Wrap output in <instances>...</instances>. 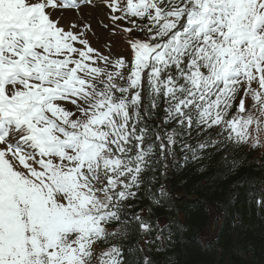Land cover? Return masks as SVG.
Returning <instances> with one entry per match:
<instances>
[{
    "label": "snow or ice",
    "instance_id": "1",
    "mask_svg": "<svg viewBox=\"0 0 264 264\" xmlns=\"http://www.w3.org/2000/svg\"><path fill=\"white\" fill-rule=\"evenodd\" d=\"M84 6L0 0V264H157L173 229L135 204L157 165L178 143L264 148V0H108L115 59L65 17Z\"/></svg>",
    "mask_w": 264,
    "mask_h": 264
},
{
    "label": "trees",
    "instance_id": "2",
    "mask_svg": "<svg viewBox=\"0 0 264 264\" xmlns=\"http://www.w3.org/2000/svg\"><path fill=\"white\" fill-rule=\"evenodd\" d=\"M252 154L257 156L256 152L252 151ZM228 159H235L238 161L230 179L226 182L222 181V179L228 175L223 174L227 168L221 169L220 171L216 169L214 175L216 177H211L209 178V181H205L202 184L200 182L202 176H197L193 181L195 185L194 190L203 194L207 198L211 196L209 198L211 202L219 200L217 205L219 209H217L222 217L227 215L226 220H229L233 225L231 227L235 226L233 221L234 214L239 213L242 216L244 214L249 217L248 229H252L254 233L249 232L248 234H244L240 240H233V236L228 237V239L225 240V236L223 237V234L221 235L219 244H223L225 254L220 264H264V207H256V200L260 197L261 193H264L261 188L264 184V166H256L254 161H249V156L242 151L231 153V155L228 156ZM215 162L217 161L215 160ZM217 163L224 165L223 161H218ZM179 164L180 163H177L174 166L173 174L176 178L173 182L171 181L173 188H178L184 177H188L190 174H196L198 170L197 167H189L181 170ZM212 167L213 166H211V168ZM156 168H158L156 174V177H158L157 183L152 182L151 184H148L147 189L152 187L153 193L158 194V182H164L168 176L163 177L161 173V162ZM234 183L243 184L245 192L248 190L255 192L254 196L251 199H249L250 197L243 199V197H245V192L240 190L238 191L239 198L237 197L238 194L235 189H232V192L229 193V190L227 189ZM198 190H201V192ZM226 191L230 196L224 195L223 198H221L222 194H226ZM146 192L147 190H145V193ZM172 202V199H170V204L155 207V211L152 214L154 216L152 218L153 220L154 218L160 220L166 218L174 227H172V229L176 232V238L170 245V254H163L152 247L150 255L155 261H157V264H199L201 262H208L209 257L206 258V256H203L200 252V255H197V235L192 237L193 231L203 225L207 218L206 206L199 202H196L191 206L180 204L175 201ZM188 209H200V211L193 214ZM181 211H185V213L190 214V216L194 215L195 217L185 223H181L179 216ZM177 229H179V231H177ZM134 240L135 243H128L135 256L137 255L134 251L135 244H140L142 238L136 236Z\"/></svg>",
    "mask_w": 264,
    "mask_h": 264
},
{
    "label": "rangeland",
    "instance_id": "3",
    "mask_svg": "<svg viewBox=\"0 0 264 264\" xmlns=\"http://www.w3.org/2000/svg\"><path fill=\"white\" fill-rule=\"evenodd\" d=\"M107 3H108V0H107ZM106 17H107V24H105L102 27L95 26L93 31H90V29H88L87 33L89 34V37L92 38V41H93V43H91V46L94 48L101 47L100 51L102 52H109L111 50L114 53L117 52V54L119 53L122 54L124 52L122 47L127 48V43L125 42V36H123L121 33L113 32L112 22L109 20L108 12H106ZM101 29L105 30V34L103 36V41L105 42V46L103 44H100V41H102V37L98 31H100ZM209 226L205 227L203 231L205 236L210 235L211 226L210 227Z\"/></svg>",
    "mask_w": 264,
    "mask_h": 264
},
{
    "label": "bare ground",
    "instance_id": "4",
    "mask_svg": "<svg viewBox=\"0 0 264 264\" xmlns=\"http://www.w3.org/2000/svg\"><path fill=\"white\" fill-rule=\"evenodd\" d=\"M100 11H101V8L99 6H96V7L84 6L81 8L79 15L71 9L65 10L64 15L70 21L75 20L76 23H78V24H80L82 21H86L87 23L92 22V24L97 26V25L101 24L100 18L98 16L96 17L97 14L100 15V13H101ZM78 16H82L81 18H84V19L79 20ZM100 34H101V36L104 35V33H102V32ZM102 43L104 44V41Z\"/></svg>",
    "mask_w": 264,
    "mask_h": 264
}]
</instances>
